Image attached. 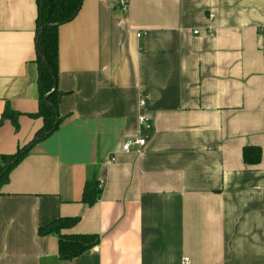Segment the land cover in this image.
<instances>
[{"label": "crops", "instance_id": "1", "mask_svg": "<svg viewBox=\"0 0 264 264\" xmlns=\"http://www.w3.org/2000/svg\"><path fill=\"white\" fill-rule=\"evenodd\" d=\"M127 2L82 0L58 28L63 120L1 186L0 264H264V0ZM37 15L36 0H0V119L19 113L17 130L0 123V154L42 125ZM140 99L151 129L124 152ZM89 179L104 181L91 206ZM76 216L63 233L99 242L62 261L37 230Z\"/></svg>", "mask_w": 264, "mask_h": 264}, {"label": "trees", "instance_id": "2", "mask_svg": "<svg viewBox=\"0 0 264 264\" xmlns=\"http://www.w3.org/2000/svg\"><path fill=\"white\" fill-rule=\"evenodd\" d=\"M36 2L38 15L35 42L40 53V57L37 53L35 57L38 109L30 116L41 118L42 125L34 132L32 138L20 145L14 153L0 154V189L7 182L10 171L27 155L30 148L54 133L63 120L58 112V104L63 95L57 87L58 28L76 17L82 0H36ZM18 115L19 113L16 112H5L0 123L9 116L17 130ZM260 155L258 147H244L242 150L243 162L247 165L257 164L260 161ZM101 192L102 188L98 187L96 179L87 180L83 189V203L87 206L93 205L99 199ZM78 220L77 216L59 217L37 230L40 236H57L58 257L62 261L76 258L99 242V237L95 234L63 233L64 230L74 226Z\"/></svg>", "mask_w": 264, "mask_h": 264}, {"label": "built area", "instance_id": "3", "mask_svg": "<svg viewBox=\"0 0 264 264\" xmlns=\"http://www.w3.org/2000/svg\"><path fill=\"white\" fill-rule=\"evenodd\" d=\"M116 7L123 13L127 12L128 9L127 0H117ZM213 17L214 15L210 13L209 18H213ZM194 33H198V31L196 30L194 31ZM138 35H140V33ZM138 104L142 110V112H140L137 115V126L139 127V131L137 132V135H135L134 137L125 140L121 148L122 151L124 152H128L132 148H134L135 152L140 153L145 147L148 138V135L145 133L143 134L142 131H149L151 129L150 118L143 111L145 106V101L143 99H140ZM103 185H104V181L102 180L98 181V187L102 188ZM188 263H189V259L187 257L183 258L182 264H188ZM59 264H63V263H59Z\"/></svg>", "mask_w": 264, "mask_h": 264}, {"label": "water", "instance_id": "4", "mask_svg": "<svg viewBox=\"0 0 264 264\" xmlns=\"http://www.w3.org/2000/svg\"><path fill=\"white\" fill-rule=\"evenodd\" d=\"M37 42H35V49H36V53H37V55L40 57V53H39V51H38V49H37ZM47 97V96H46ZM46 97H45V99H46Z\"/></svg>", "mask_w": 264, "mask_h": 264}]
</instances>
